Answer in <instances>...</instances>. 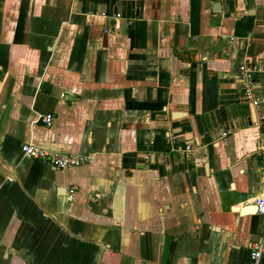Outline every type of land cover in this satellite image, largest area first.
Here are the masks:
<instances>
[{
	"label": "crops",
	"instance_id": "1",
	"mask_svg": "<svg viewBox=\"0 0 264 264\" xmlns=\"http://www.w3.org/2000/svg\"><path fill=\"white\" fill-rule=\"evenodd\" d=\"M261 114L264 0H0V264H248Z\"/></svg>",
	"mask_w": 264,
	"mask_h": 264
},
{
	"label": "built area",
	"instance_id": "2",
	"mask_svg": "<svg viewBox=\"0 0 264 264\" xmlns=\"http://www.w3.org/2000/svg\"><path fill=\"white\" fill-rule=\"evenodd\" d=\"M263 72V68L257 66H250L248 64L242 66L236 79L239 83L241 99L247 102H251L256 109L261 108V99L257 94V85L254 81V75L256 73ZM261 121L264 122V114H261ZM43 122L47 127H51L54 122L53 114L44 116ZM23 153L26 158L32 160H46L51 163L56 169L65 170L69 168L81 167L89 164L92 161L91 156H75V155H62V154H49L48 152L40 149L32 144H26L23 146ZM262 169L264 172V154L261 158ZM76 190H71L69 199L73 200ZM257 212L264 216V196L258 197L255 200ZM264 254V246L262 244L256 245L251 253L248 264H262Z\"/></svg>",
	"mask_w": 264,
	"mask_h": 264
},
{
	"label": "water",
	"instance_id": "3",
	"mask_svg": "<svg viewBox=\"0 0 264 264\" xmlns=\"http://www.w3.org/2000/svg\"><path fill=\"white\" fill-rule=\"evenodd\" d=\"M222 4L221 3H217L215 6H214V11L215 12H221L222 11ZM127 27H128V22H123L121 24V33L123 35H126L127 34ZM187 115L185 114H181V113H174L172 114V118L173 119H180L182 117H186ZM252 116H253V119L255 120L256 118V114H255V109H254V106L252 105Z\"/></svg>",
	"mask_w": 264,
	"mask_h": 264
},
{
	"label": "trees",
	"instance_id": "4",
	"mask_svg": "<svg viewBox=\"0 0 264 264\" xmlns=\"http://www.w3.org/2000/svg\"><path fill=\"white\" fill-rule=\"evenodd\" d=\"M257 80H258V76L254 75V81L257 82Z\"/></svg>",
	"mask_w": 264,
	"mask_h": 264
}]
</instances>
